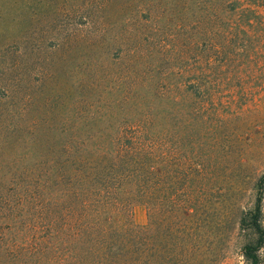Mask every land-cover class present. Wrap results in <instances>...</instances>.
<instances>
[{
	"label": "rangeland",
	"instance_id": "obj_1",
	"mask_svg": "<svg viewBox=\"0 0 264 264\" xmlns=\"http://www.w3.org/2000/svg\"><path fill=\"white\" fill-rule=\"evenodd\" d=\"M198 4L0 0V181L39 160L40 119L50 110H181L182 123L168 124L166 149L169 166L182 162L181 174L199 180L187 197L198 198L203 226L191 260L206 264L208 254L213 264H246L241 246L254 235L238 219L253 208L264 172V46L244 50V60L207 63L203 34L216 31L205 25L210 4ZM187 82L210 95L195 97ZM189 110H199L198 124ZM261 203L264 227V191ZM13 214L15 223L0 208V264H43V254H60L42 243L40 212ZM132 219L145 224L146 207H133Z\"/></svg>",
	"mask_w": 264,
	"mask_h": 264
},
{
	"label": "trees",
	"instance_id": "obj_2",
	"mask_svg": "<svg viewBox=\"0 0 264 264\" xmlns=\"http://www.w3.org/2000/svg\"><path fill=\"white\" fill-rule=\"evenodd\" d=\"M193 1L199 8L204 2L210 4L205 25L216 32L203 34L207 63L244 60L240 54L244 50L264 46V0ZM192 84L181 85L195 97L209 94L203 84ZM151 90L146 93L153 94ZM119 112L67 110L64 116L50 110L44 114L39 160H29L30 166L0 181V208L13 223L15 210L40 212L46 230L42 243L60 251L52 257L43 254V264H201L191 259L193 252L201 251L202 212L199 217L198 198H187L198 193L199 180L191 173L181 174L182 162L169 166L166 149L168 124L174 119L179 126L182 111ZM198 112L188 111L197 124ZM177 137V142L184 139L179 133ZM191 139L198 137L194 134ZM29 140L35 142L33 137ZM256 187L253 208L238 219L239 227L254 235L241 246L246 264H263L264 172ZM137 205L146 207L143 225L132 219ZM212 259L207 254L204 262L213 264L216 259Z\"/></svg>",
	"mask_w": 264,
	"mask_h": 264
}]
</instances>
